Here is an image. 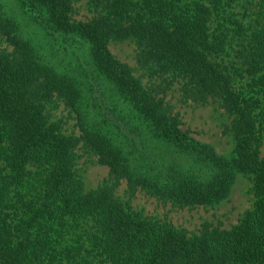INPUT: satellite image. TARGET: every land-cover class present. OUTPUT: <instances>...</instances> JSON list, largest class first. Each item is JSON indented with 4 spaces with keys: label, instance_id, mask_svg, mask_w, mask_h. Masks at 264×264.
I'll return each instance as SVG.
<instances>
[{
    "label": "trees",
    "instance_id": "obj_1",
    "mask_svg": "<svg viewBox=\"0 0 264 264\" xmlns=\"http://www.w3.org/2000/svg\"><path fill=\"white\" fill-rule=\"evenodd\" d=\"M87 5L77 20L72 0H0V264H264V0ZM123 41L140 76L109 50ZM175 81L186 104L218 102L229 155L181 128ZM81 149L112 183L87 188ZM239 177L253 202L230 229L191 234L131 206L143 191L214 208Z\"/></svg>",
    "mask_w": 264,
    "mask_h": 264
},
{
    "label": "rangeland",
    "instance_id": "obj_2",
    "mask_svg": "<svg viewBox=\"0 0 264 264\" xmlns=\"http://www.w3.org/2000/svg\"><path fill=\"white\" fill-rule=\"evenodd\" d=\"M74 3L73 17L77 20L86 19L91 16L87 0H72ZM237 11H241L239 8ZM109 50L123 63H127L135 69L137 76L141 72L137 70V51L131 41L111 42ZM146 88L160 83L158 79L142 78ZM165 84H162L164 87ZM164 101L173 107L181 120V128L191 132L197 140L211 144L217 153L229 155L232 150V143L229 137L222 134L221 124L224 117H218V102L210 101L207 105L186 104L182 99L180 84L173 82L165 91ZM57 118L63 117L67 132L75 131V123L69 117L67 110L62 104L53 112ZM82 157L78 159L77 168L80 169L87 188H96L105 182L112 183L108 168L97 163V158L88 151L79 150ZM261 155L264 156V138L261 148ZM116 194L127 199L126 184L124 181L116 188ZM253 202L249 192L247 181L239 177L236 181L229 198L214 208L208 207H177L170 202L159 200L147 195L143 191H137L131 198V206L134 210L140 211L142 215L169 221L176 227L185 228L189 233L196 234L204 224L213 228L230 229L239 223L240 218L248 210Z\"/></svg>",
    "mask_w": 264,
    "mask_h": 264
}]
</instances>
